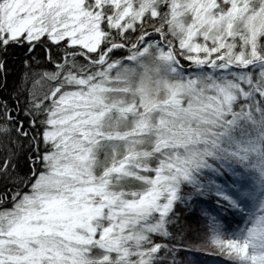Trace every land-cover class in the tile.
Instances as JSON below:
<instances>
[{"label": "snow or ice", "instance_id": "1", "mask_svg": "<svg viewBox=\"0 0 264 264\" xmlns=\"http://www.w3.org/2000/svg\"><path fill=\"white\" fill-rule=\"evenodd\" d=\"M13 47L0 264H264V0H0Z\"/></svg>", "mask_w": 264, "mask_h": 264}, {"label": "trees", "instance_id": "2", "mask_svg": "<svg viewBox=\"0 0 264 264\" xmlns=\"http://www.w3.org/2000/svg\"><path fill=\"white\" fill-rule=\"evenodd\" d=\"M43 55V50L40 48H37L35 52L32 53V56L39 62H43ZM28 56L29 53L26 48L13 47L9 50L8 73L5 76H0V81H6L7 87H0V98H7L6 94L12 91L23 71L22 60ZM2 156L3 151L0 150V157ZM205 260L206 264H222L221 258L216 256H209Z\"/></svg>", "mask_w": 264, "mask_h": 264}, {"label": "rangeland", "instance_id": "3", "mask_svg": "<svg viewBox=\"0 0 264 264\" xmlns=\"http://www.w3.org/2000/svg\"><path fill=\"white\" fill-rule=\"evenodd\" d=\"M39 87V86H38ZM207 257H205V259H206Z\"/></svg>", "mask_w": 264, "mask_h": 264}]
</instances>
